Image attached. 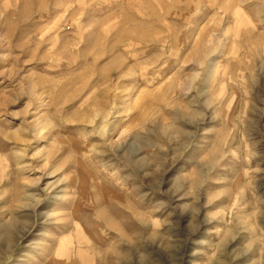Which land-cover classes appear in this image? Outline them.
I'll return each instance as SVG.
<instances>
[{
  "label": "rangeland",
  "instance_id": "1",
  "mask_svg": "<svg viewBox=\"0 0 264 264\" xmlns=\"http://www.w3.org/2000/svg\"><path fill=\"white\" fill-rule=\"evenodd\" d=\"M0 264H264V0H0Z\"/></svg>",
  "mask_w": 264,
  "mask_h": 264
}]
</instances>
